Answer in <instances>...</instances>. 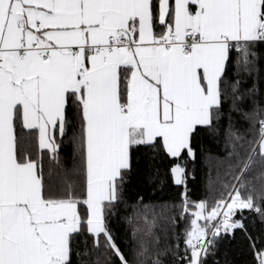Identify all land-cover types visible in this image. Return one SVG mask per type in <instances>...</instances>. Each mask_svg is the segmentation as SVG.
I'll list each match as a JSON object with an SVG mask.
<instances>
[{"label": "snow or ice", "instance_id": "snow-or-ice-1", "mask_svg": "<svg viewBox=\"0 0 264 264\" xmlns=\"http://www.w3.org/2000/svg\"><path fill=\"white\" fill-rule=\"evenodd\" d=\"M262 47L264 0H0V264H101L100 248L119 264H162L155 206L135 214L143 225L128 255L108 220L135 151L195 159L202 134L221 147L225 155L209 159L227 162L235 183L207 215L206 202L196 205L182 259L204 264L212 241L200 220L223 217L213 237L247 232L233 217L264 216V118L256 140L236 125L264 117L252 81ZM69 133L62 158L57 136ZM171 172L186 184L184 167ZM253 248L264 264V247Z\"/></svg>", "mask_w": 264, "mask_h": 264}, {"label": "trees", "instance_id": "trees-1", "mask_svg": "<svg viewBox=\"0 0 264 264\" xmlns=\"http://www.w3.org/2000/svg\"><path fill=\"white\" fill-rule=\"evenodd\" d=\"M261 51L264 52V47ZM252 81L260 89L259 94L264 95V60L257 61ZM261 118L264 117L254 115L249 122L236 125L246 140L258 139V120ZM17 132L28 134L27 129H21L19 126ZM36 135L33 131L28 138L26 146L29 151L35 149ZM70 136L71 133L62 140L57 136L58 142L61 143L62 158L72 151ZM222 143L221 140L220 144ZM193 148L196 150L195 159L186 154L181 158H173L160 149L141 148L134 152L132 172L123 191V203L114 210L115 215L110 216L108 220V226L117 245L126 255L134 243L132 236L134 228L143 225L142 220L135 219V214L142 210V205H149L155 206L157 211L156 227L153 232L160 238V243L155 249L163 253L160 256L162 264H187L186 260L182 259L186 248L184 240L187 231L191 230L196 205L201 201L206 202L208 207L204 214L207 215L215 206V202L222 198V194L226 198L227 189L224 186L235 183L227 162L221 164L216 159H209V155L213 157L225 155L221 147L213 142L212 137L202 134L193 142ZM51 164L54 166V162ZM176 164L185 168V185L174 183L171 169ZM44 166L47 171L50 166L48 157H44ZM259 171V166H254L249 179L258 175ZM129 218H132V222ZM151 218L150 215L149 219ZM233 219H242L247 232L239 229L227 233L221 231L220 235L214 237L212 245L203 257L204 264H257L253 244L255 249L264 247V216L251 210H244L242 215L237 212ZM199 223L202 226L208 223L210 228L213 221L200 220ZM88 243L90 246V238ZM96 257L101 264H119V261L103 248L96 252L93 259Z\"/></svg>", "mask_w": 264, "mask_h": 264}, {"label": "built area", "instance_id": "built-area-1", "mask_svg": "<svg viewBox=\"0 0 264 264\" xmlns=\"http://www.w3.org/2000/svg\"><path fill=\"white\" fill-rule=\"evenodd\" d=\"M222 219H223L222 216L217 217L216 220H213L212 225L217 224V223H218L219 221H221ZM208 231H209V235L206 237V241H208V240L213 241L214 237L211 235L212 228L210 227V228L208 229ZM219 235H220V234H219ZM215 237H216V236H215ZM211 245H212V243L209 245L208 249L210 248Z\"/></svg>", "mask_w": 264, "mask_h": 264}, {"label": "crops", "instance_id": "crops-1", "mask_svg": "<svg viewBox=\"0 0 264 264\" xmlns=\"http://www.w3.org/2000/svg\"><path fill=\"white\" fill-rule=\"evenodd\" d=\"M157 31H159V28L157 29Z\"/></svg>", "mask_w": 264, "mask_h": 264}, {"label": "rangeland", "instance_id": "rangeland-1", "mask_svg": "<svg viewBox=\"0 0 264 264\" xmlns=\"http://www.w3.org/2000/svg\"><path fill=\"white\" fill-rule=\"evenodd\" d=\"M196 211H199V209H197Z\"/></svg>", "mask_w": 264, "mask_h": 264}]
</instances>
